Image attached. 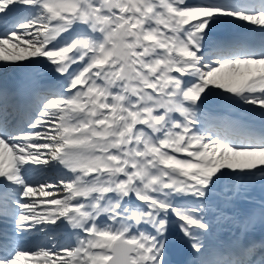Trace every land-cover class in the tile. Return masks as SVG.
Here are the masks:
<instances>
[{"label":"snow or ice","instance_id":"snow-or-ice-1","mask_svg":"<svg viewBox=\"0 0 264 264\" xmlns=\"http://www.w3.org/2000/svg\"><path fill=\"white\" fill-rule=\"evenodd\" d=\"M222 23L264 34V0H0V69L59 81L0 86V264H169L173 221L188 264H264V203L207 215L223 178L264 177V132L201 111H264V40L212 39Z\"/></svg>","mask_w":264,"mask_h":264},{"label":"bare ground","instance_id":"bare-ground-1","mask_svg":"<svg viewBox=\"0 0 264 264\" xmlns=\"http://www.w3.org/2000/svg\"><path fill=\"white\" fill-rule=\"evenodd\" d=\"M241 27L243 25L233 24V23H222L217 25V27L213 30V36L221 31L233 30L234 27ZM246 27V26H243ZM212 38V37H211ZM42 69L46 76H54L51 74L50 69L44 65H42ZM4 70L0 69V75ZM219 91V90H217ZM220 107L226 110L228 113H234L237 115H246L248 117H257V107L246 105L236 99H233L227 95H213L209 97L208 100L204 102L201 106V111L204 113V110L209 107ZM240 107V108H239ZM226 113V115H228ZM39 178V177H37ZM253 178H242L236 176H228L223 178L218 184L216 189L214 190L212 199L208 202L207 205V215L213 223H223L220 219L221 215H232L233 213H240V206L248 203L259 202L260 193L253 190L251 186H249V182L252 181ZM235 182L240 185V189L238 193L240 196H235V192H237L235 188ZM244 213V211H243ZM175 224V228L170 233H177L179 235V242L186 247L188 246L182 234L179 231L178 223ZM223 231V230H222ZM39 237V236H37ZM168 260V256H167ZM169 264H171L169 262Z\"/></svg>","mask_w":264,"mask_h":264},{"label":"rangeland","instance_id":"rangeland-1","mask_svg":"<svg viewBox=\"0 0 264 264\" xmlns=\"http://www.w3.org/2000/svg\"><path fill=\"white\" fill-rule=\"evenodd\" d=\"M31 235L33 236L34 234H33V233H31Z\"/></svg>","mask_w":264,"mask_h":264}]
</instances>
